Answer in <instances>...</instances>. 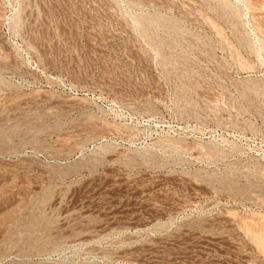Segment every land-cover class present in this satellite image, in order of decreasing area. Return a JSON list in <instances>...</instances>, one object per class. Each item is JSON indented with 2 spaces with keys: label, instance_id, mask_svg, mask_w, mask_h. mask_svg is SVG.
Instances as JSON below:
<instances>
[{
  "label": "rangeland",
  "instance_id": "rangeland-1",
  "mask_svg": "<svg viewBox=\"0 0 264 264\" xmlns=\"http://www.w3.org/2000/svg\"><path fill=\"white\" fill-rule=\"evenodd\" d=\"M0 264H264V0H0Z\"/></svg>",
  "mask_w": 264,
  "mask_h": 264
}]
</instances>
